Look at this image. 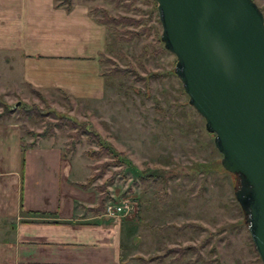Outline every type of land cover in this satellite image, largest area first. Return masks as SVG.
Listing matches in <instances>:
<instances>
[{"label": "rangeland", "instance_id": "rangeland-1", "mask_svg": "<svg viewBox=\"0 0 264 264\" xmlns=\"http://www.w3.org/2000/svg\"><path fill=\"white\" fill-rule=\"evenodd\" d=\"M254 1L264 16V0ZM74 3L86 5L98 23L100 13L90 12L96 6L140 21L101 23L102 84L87 96L28 84L21 71L27 61L47 64L54 57L65 62L73 55L62 54L60 40L51 46L53 37L22 39L15 30L19 24H8L10 36L0 34V127L14 125L23 144L58 146L61 157L70 161L72 177L92 175L87 186L93 205L101 198L100 211L126 204L113 213L125 223L124 264H261L234 197L238 177L221 166L213 133L188 103L173 72L174 54L158 50L162 41L157 40L161 26L155 1ZM49 25L43 23V31ZM124 28L138 32L128 35ZM33 51L41 56L33 57ZM55 74L62 76V71Z\"/></svg>", "mask_w": 264, "mask_h": 264}, {"label": "crops", "instance_id": "crops-1", "mask_svg": "<svg viewBox=\"0 0 264 264\" xmlns=\"http://www.w3.org/2000/svg\"><path fill=\"white\" fill-rule=\"evenodd\" d=\"M58 5L53 0H0V34L8 38V24L14 23L19 38L53 37L51 46L60 40L62 54L73 56L65 62L51 57L47 64L27 61L21 70L26 82L87 96L102 84L98 54L105 27L88 15L86 5L74 3L68 10ZM43 23L52 26L43 31ZM59 70L62 76H54ZM63 72L68 80L62 79ZM69 162L58 146L23 144L14 125L0 127V264H124L125 223L94 208L92 193L78 184L84 179L71 176Z\"/></svg>", "mask_w": 264, "mask_h": 264}, {"label": "water", "instance_id": "water-1", "mask_svg": "<svg viewBox=\"0 0 264 264\" xmlns=\"http://www.w3.org/2000/svg\"><path fill=\"white\" fill-rule=\"evenodd\" d=\"M154 1L173 72L238 177L234 197L264 264L263 13L254 0Z\"/></svg>", "mask_w": 264, "mask_h": 264}, {"label": "trees", "instance_id": "trees-1", "mask_svg": "<svg viewBox=\"0 0 264 264\" xmlns=\"http://www.w3.org/2000/svg\"><path fill=\"white\" fill-rule=\"evenodd\" d=\"M116 2H117V0H116ZM61 3L64 4L65 9H67V10L71 6V0H58L57 4H61ZM128 3H129V1L126 2V4H128ZM90 12H94V13L95 12H99L100 13V17H98L97 20L99 22L103 23V24H107V23H111L112 25H115L117 23H120V24H125V23L136 24V23H138L140 21V19H138V18H133V17L126 16V15L117 14L116 16H112L110 14H107V12H106L105 9H103L102 7H97V6L91 8V11ZM141 29H143V28H141ZM124 31L128 32V35H131L132 33H137L138 32V31L130 30L129 28H124ZM157 40L161 42V40L159 39V37H158ZM162 49H165L164 46H163V44L160 46V49H158V50H162ZM103 59H104V57H103ZM67 118L73 124H77L78 123L72 117H70V118L67 117ZM84 129H85V127H84ZM98 143H102V141L99 138H98ZM23 147H24V145H21V155H22ZM91 176L92 175L87 176L86 180H84L82 182H79L78 184H80L82 186H87V182L90 180ZM98 198L99 199L97 201V206H94L95 209H97L98 207H100L99 200H101V198L100 197H98Z\"/></svg>", "mask_w": 264, "mask_h": 264}, {"label": "built area", "instance_id": "built-area-1", "mask_svg": "<svg viewBox=\"0 0 264 264\" xmlns=\"http://www.w3.org/2000/svg\"><path fill=\"white\" fill-rule=\"evenodd\" d=\"M126 204H109V205H106L104 207V213L106 214H113V213H118L119 211L122 210V208L125 206Z\"/></svg>", "mask_w": 264, "mask_h": 264}]
</instances>
